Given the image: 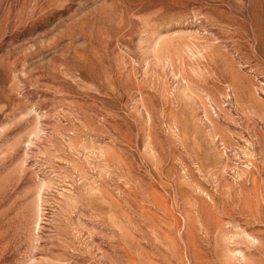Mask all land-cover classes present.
I'll return each mask as SVG.
<instances>
[{"label":"rangeland","instance_id":"rangeland-1","mask_svg":"<svg viewBox=\"0 0 264 264\" xmlns=\"http://www.w3.org/2000/svg\"><path fill=\"white\" fill-rule=\"evenodd\" d=\"M0 264H264V0H0Z\"/></svg>","mask_w":264,"mask_h":264},{"label":"bare ground","instance_id":"bare-ground-1","mask_svg":"<svg viewBox=\"0 0 264 264\" xmlns=\"http://www.w3.org/2000/svg\"><path fill=\"white\" fill-rule=\"evenodd\" d=\"M41 208V207H40ZM39 226V225H38Z\"/></svg>","mask_w":264,"mask_h":264}]
</instances>
